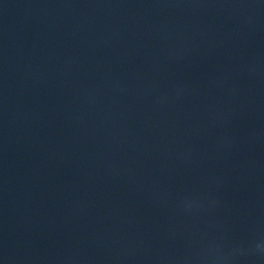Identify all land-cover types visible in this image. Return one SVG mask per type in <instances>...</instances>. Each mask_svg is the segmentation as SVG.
<instances>
[{"label": "water", "instance_id": "obj_1", "mask_svg": "<svg viewBox=\"0 0 264 264\" xmlns=\"http://www.w3.org/2000/svg\"><path fill=\"white\" fill-rule=\"evenodd\" d=\"M165 264H264V0H235L203 149Z\"/></svg>", "mask_w": 264, "mask_h": 264}]
</instances>
